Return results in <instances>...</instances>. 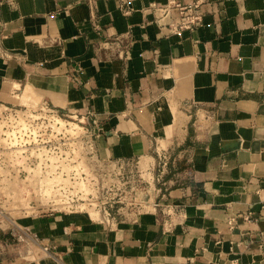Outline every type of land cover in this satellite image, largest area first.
I'll list each match as a JSON object with an SVG mask.
<instances>
[{
	"label": "crops",
	"instance_id": "obj_1",
	"mask_svg": "<svg viewBox=\"0 0 264 264\" xmlns=\"http://www.w3.org/2000/svg\"><path fill=\"white\" fill-rule=\"evenodd\" d=\"M170 1H199V24L174 30ZM19 90L98 125L109 172L149 178L134 220L19 218L51 254L0 264H264V0H0V103Z\"/></svg>",
	"mask_w": 264,
	"mask_h": 264
},
{
	"label": "built area",
	"instance_id": "obj_2",
	"mask_svg": "<svg viewBox=\"0 0 264 264\" xmlns=\"http://www.w3.org/2000/svg\"><path fill=\"white\" fill-rule=\"evenodd\" d=\"M198 5L199 1L187 4L170 1L163 11L170 7L178 10L180 19L174 30L190 29L200 22ZM42 104L55 115L42 118L17 116V110L0 104V225L5 227L1 231L9 238L0 239V257L8 255L11 249L23 247L22 258L34 259L50 255L52 248L37 240L18 223L17 217L11 216L9 211L12 210L4 206L7 202L27 205L26 209L31 210L27 213L33 216L83 213L90 220L100 219L108 225L125 217L134 220L145 209L135 202L128 207L117 206L118 201H101V192L97 191L98 171L107 166L101 162L96 148L101 128L84 117L59 116L46 102ZM87 160L94 163V169L86 166ZM156 160L160 175L167 165V157L158 153ZM113 173L111 176L117 182L128 184L131 180L132 183V171L115 169ZM12 188L14 190L8 191ZM76 188V192L71 191ZM9 195L13 200L8 198ZM170 209L164 207L163 223H169L173 215ZM27 213L20 218L32 216ZM237 219L249 222L251 217L249 213L232 216L228 220L229 227L236 224Z\"/></svg>",
	"mask_w": 264,
	"mask_h": 264
},
{
	"label": "rangeland",
	"instance_id": "obj_3",
	"mask_svg": "<svg viewBox=\"0 0 264 264\" xmlns=\"http://www.w3.org/2000/svg\"><path fill=\"white\" fill-rule=\"evenodd\" d=\"M1 104V103H0ZM9 108H12V110H17L16 113L17 116H35V117H49L55 115V113H49L47 111V108L43 106L42 102H39V100L36 99V97H33L32 94L29 92V90H24L21 92V90L13 93L10 98H8L7 102L3 104ZM2 107L0 106V111ZM57 115L62 116L64 118L75 117L76 115H68L64 113L57 112ZM78 117V116H76ZM71 121V120H68ZM78 162V160H76ZM79 163V162H78ZM77 163V164H78ZM84 163V162H83ZM92 161L87 160L86 166L94 169ZM157 164V160H156ZM138 165H136V168L134 169V172L132 173V183L130 180V183L128 184H122L121 181H116V178L114 176H111V172L108 171V167L104 165L103 168L98 171V193L101 195V201L103 202H112V201H118L116 204L117 206H128L131 207L133 202L139 203L137 200V194L144 192L143 186L145 185L142 178L145 180L149 178L145 173L142 174L141 171L137 168ZM156 167V165H155ZM141 175V177H140ZM143 188V189H142ZM14 190L9 189L8 191ZM77 188L72 190L73 192H76ZM98 196V194H97ZM9 199H12V195H9ZM137 199V200H136ZM11 202H7L4 204L5 207H7L9 211L11 212V216L14 218H20L21 216H24L27 212L31 211L30 209H26L27 205L18 203L16 205L11 204ZM107 206V205H104ZM90 211V210H89ZM36 212V211H34ZM37 213V212H36ZM40 213V212H39ZM91 213V212H90ZM30 214V213H27ZM83 214V213H81ZM33 215V214H30ZM93 216V214H91Z\"/></svg>",
	"mask_w": 264,
	"mask_h": 264
}]
</instances>
